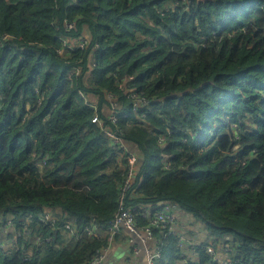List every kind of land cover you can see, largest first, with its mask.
Masks as SVG:
<instances>
[{"label": "trees", "instance_id": "trees-1", "mask_svg": "<svg viewBox=\"0 0 264 264\" xmlns=\"http://www.w3.org/2000/svg\"><path fill=\"white\" fill-rule=\"evenodd\" d=\"M191 1L0 0V264H87L110 246L128 159L104 128L138 156L123 197L138 225L140 207L176 203L203 234L194 257L155 229L157 264H222L205 245L264 264V0ZM65 36L90 43L60 55Z\"/></svg>", "mask_w": 264, "mask_h": 264}, {"label": "built area", "instance_id": "built-area-1", "mask_svg": "<svg viewBox=\"0 0 264 264\" xmlns=\"http://www.w3.org/2000/svg\"><path fill=\"white\" fill-rule=\"evenodd\" d=\"M186 2H188L189 4L192 3L191 0H186ZM159 11L161 12V10ZM65 25L68 30H71L75 27V22L66 21ZM61 41L62 46L58 49V53L60 55L65 54L66 52L84 50L90 43L88 37L85 36H80L77 38L65 36L61 38ZM81 72L82 68L80 66H75L73 68V73L75 74V76H79ZM131 78H133V76H131ZM120 87H122V85H120ZM78 92L82 97H86L82 90H79ZM128 97L133 100L134 109L145 108L151 103L150 98L146 96L143 92L132 90ZM108 100L111 103L112 109L115 110L117 107V103L115 102L112 94L108 95ZM38 103H41V99L38 100ZM127 115L128 114H124V117H127ZM142 117H146L145 112L142 113ZM109 120L117 126L118 116L115 112H112L110 114ZM92 121L98 122L100 121V118L98 117V115H96L92 119ZM104 132L112 138L115 147L124 151L128 159L127 178L122 188L124 197L125 191L133 182V176L135 175V166L138 160V156L134 152H130L128 149H126V144L124 143L121 135L119 134L122 133V131L104 128ZM160 141H162V139H160ZM123 197L120 201V208L118 212L115 214L114 218L110 221L106 228V231L111 236L110 239L114 240L113 237L116 234L122 233V231L126 229L131 234V236L142 235L143 238L144 236H146V238L148 239L156 240V249L149 254L147 264H157V262L162 257V249L160 248V245H158L159 242L155 237L154 230L165 229L167 235H174L176 237L177 244L180 247L192 246L193 248L189 252V255L194 257L197 256L196 246H198V244H200L201 242H198L195 238L188 237L185 234L182 224L178 222L177 212L179 208L176 203H163L159 208L155 210L140 207V215L143 217H149V223L145 226H139L136 217V215L138 214L137 207L126 206L123 201ZM31 216L32 214H30V217ZM38 216L42 222H45L47 224H55L56 222V217L50 211H45L41 214H38ZM65 230L71 235L75 234L76 232L75 227L73 226V223L71 221H69L65 225ZM5 231H7V229H5ZM28 233V231H25L23 235H26ZM91 233L94 235H101L103 233V230L102 228L98 227L94 230L91 229ZM44 240H49V238H45ZM37 242H43V240H41L40 237L34 236V239L31 240V246H33ZM8 244L11 246L15 245V243H12V241H9ZM4 246L6 247L7 245L4 242H0V247ZM109 247L99 251L94 256V258H92L87 264H105L108 257ZM204 247L216 261H219L222 264H242L237 258H231L228 256L226 257V255L219 256L216 253L215 248L211 245H205ZM225 251L228 250L226 249ZM178 257L182 258L183 260L187 259L185 254H179Z\"/></svg>", "mask_w": 264, "mask_h": 264}, {"label": "crops", "instance_id": "crops-1", "mask_svg": "<svg viewBox=\"0 0 264 264\" xmlns=\"http://www.w3.org/2000/svg\"><path fill=\"white\" fill-rule=\"evenodd\" d=\"M178 216V212H177ZM197 237L199 240L203 238L201 232H197ZM198 240V241H199ZM124 242L130 243L131 246L128 248L126 253L122 258L114 259L115 255H119L123 250ZM142 244V246H141ZM126 246V245H125ZM144 249V252H142ZM156 249V240L148 239L146 236H131L128 230L124 229L120 235H118L114 240H112L109 250L108 257L105 264H119L123 262V258H126L127 261L124 264H132L128 260L133 258L136 264H147L148 256L151 252ZM126 256V257H125Z\"/></svg>", "mask_w": 264, "mask_h": 264}, {"label": "rangeland", "instance_id": "rangeland-1", "mask_svg": "<svg viewBox=\"0 0 264 264\" xmlns=\"http://www.w3.org/2000/svg\"><path fill=\"white\" fill-rule=\"evenodd\" d=\"M0 99H1V97H0ZM0 106H1V103H0ZM126 245V246H125ZM124 246V248H123V250L124 251H122L119 255L117 254V255H115L114 256V259H117V258H122L123 256H124V254L126 253V251L128 250V248L131 246V244L130 243H127V242H124V244L122 245V247ZM141 246H142V244H141ZM142 252H144V249H143V251ZM126 257V256H125ZM124 263L127 261V259L126 258H123V260H122ZM129 262H132V264H136L135 263V260H133V258H130L129 260H128ZM123 262H121V263H119V264H124Z\"/></svg>", "mask_w": 264, "mask_h": 264}]
</instances>
